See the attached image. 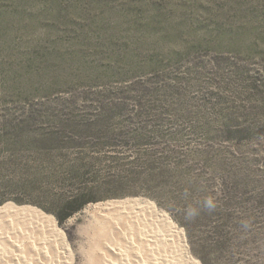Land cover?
<instances>
[{"label":"rangeland","instance_id":"1","mask_svg":"<svg viewBox=\"0 0 264 264\" xmlns=\"http://www.w3.org/2000/svg\"><path fill=\"white\" fill-rule=\"evenodd\" d=\"M124 201L182 232L153 264H264V0H0V206L106 264L135 224L95 209Z\"/></svg>","mask_w":264,"mask_h":264},{"label":"bare ground","instance_id":"2","mask_svg":"<svg viewBox=\"0 0 264 264\" xmlns=\"http://www.w3.org/2000/svg\"><path fill=\"white\" fill-rule=\"evenodd\" d=\"M95 212L103 213L102 214L103 219L104 218L110 219L111 216L114 214V215H118V217L119 216L125 217L124 220L126 219L130 221V224H135V226L132 225L134 227L133 229L135 230V231L134 230L132 231L135 232V235H133L132 237H128L127 236L128 234L127 235L124 234L125 243L120 245L121 248H117V247L115 248V246L111 248L110 246V250L112 249V255L110 256V258L107 257L108 260L106 264H153V262L151 261L152 258L147 261L144 257L140 255L139 250L141 249V247H143L150 255L154 254V252L157 250L159 246L158 241L160 242V236L157 237L158 235H160L158 234L160 233L159 232L160 230L158 229L163 228L165 229V232H167L166 234H163L164 236L163 240L165 239V241H166V236H168L171 241H174V238L180 239L183 237L182 232L178 231L177 227L174 224L169 222L167 218L163 216H159L157 214L156 209L152 204H144L138 201H132V202L124 201V202H119V203L113 202L108 205L106 204V206L97 207L95 209ZM5 219L11 225H15L17 221H20L23 223L28 222L29 230H27L26 234L28 238L30 239V242H29V245H27L29 247L27 246L25 247L24 243L18 241L16 238L13 237L11 240V244L17 247V249L21 253H24V255L25 254H28V255L23 260H21V258L18 257V258H15L12 262H8L5 259H3V255L0 252V264H71L70 246L66 243V239L63 233L59 232L58 230L56 231V226L52 222L53 221L52 219L50 220V218H46L44 215H42L37 210L25 209V208L17 209L11 205H4V206H0V225H4L3 220ZM124 220L123 222H125ZM7 221L5 223H7ZM2 222L3 224H1ZM19 225L20 224H18V226ZM4 227L3 229H5ZM10 227L11 229H14L16 232L15 228H13L12 226ZM123 228L124 227H122V230ZM19 229L22 231L23 228L18 227L17 230ZM128 230L129 229H127V232ZM5 231L6 230L1 231L0 233H3ZM124 231L126 233V229ZM5 237H8V236H5ZM3 239H4L3 237H0V251L5 249V247H7L5 243L3 242ZM107 246L108 245H106V247ZM13 258L11 257V259ZM94 264H100V261L98 260L94 262Z\"/></svg>","mask_w":264,"mask_h":264},{"label":"trees","instance_id":"3","mask_svg":"<svg viewBox=\"0 0 264 264\" xmlns=\"http://www.w3.org/2000/svg\"><path fill=\"white\" fill-rule=\"evenodd\" d=\"M76 202H78V199H73L69 204L70 205H73L75 204ZM87 204V202H84V203H81L80 205L76 206L75 207H70L71 208V212H69L68 214L66 215H63V216H59V221L61 224L64 223L65 220H67L70 216H72L73 214H75L76 212L80 211L85 205ZM73 208V209H72Z\"/></svg>","mask_w":264,"mask_h":264},{"label":"clouds","instance_id":"4","mask_svg":"<svg viewBox=\"0 0 264 264\" xmlns=\"http://www.w3.org/2000/svg\"><path fill=\"white\" fill-rule=\"evenodd\" d=\"M209 206L211 207V202H209Z\"/></svg>","mask_w":264,"mask_h":264}]
</instances>
